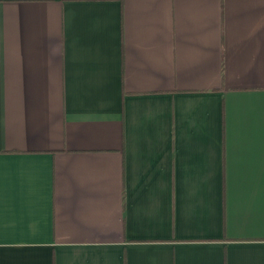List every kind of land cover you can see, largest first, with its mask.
Listing matches in <instances>:
<instances>
[{
    "label": "crops",
    "instance_id": "0c3cea01",
    "mask_svg": "<svg viewBox=\"0 0 264 264\" xmlns=\"http://www.w3.org/2000/svg\"><path fill=\"white\" fill-rule=\"evenodd\" d=\"M0 264H264V0H0Z\"/></svg>",
    "mask_w": 264,
    "mask_h": 264
}]
</instances>
